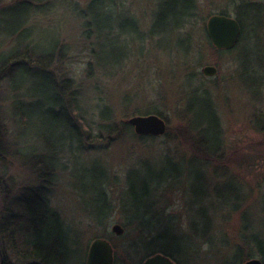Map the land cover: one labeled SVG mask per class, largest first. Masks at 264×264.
Instances as JSON below:
<instances>
[{
  "label": "rangeland",
  "instance_id": "obj_1",
  "mask_svg": "<svg viewBox=\"0 0 264 264\" xmlns=\"http://www.w3.org/2000/svg\"><path fill=\"white\" fill-rule=\"evenodd\" d=\"M18 1L8 0L0 6V11L12 6L0 13V33L13 31L28 16L27 26L32 27L37 41L38 57L44 55L47 62L58 45L68 52L60 65L55 54L50 70L33 68L25 60L19 70L7 71L16 85L25 83L31 94L40 95V103L46 107L41 113V121L46 123V127L41 126L44 133L55 125L56 130L66 126L61 115L55 117L49 111L58 98L56 92L63 95L56 89L53 71L60 82L65 79V71L73 78L91 123L101 122L99 114L105 106L111 108L115 123L154 108L167 123L162 137L143 140L133 127V133L124 131L110 143L86 142L82 152L74 148L60 154L49 199L53 209L60 212L75 246L73 264H87L90 246L97 239L112 244L115 264H142L152 250L146 245L151 234L145 233L140 224L164 228V236L172 241L191 244L193 240L183 264H226L244 238L254 241L258 237L264 242V98L255 100L241 78L247 53L254 54L255 59L264 52V16L258 24L254 15H245V44L237 50L219 51L209 39L207 22L223 12L237 18V3L243 0H199L196 20L180 33L181 37L190 33L188 54L187 45L176 47L178 36L172 40L166 36L157 43L154 39L135 41L123 65L103 68L93 62L92 43L84 39L82 22L73 13L72 4L85 8L89 0H49L27 10L25 5H16ZM118 1L136 18L143 32L151 30L160 0ZM246 1L264 7V0ZM130 44L129 38L118 42L122 49ZM16 45L14 38L0 36V54L13 47L25 51L26 42ZM4 65L1 57L0 68ZM207 66L217 69L216 76L203 73ZM10 78L0 81V110L13 145L16 127L10 108L16 95ZM253 84L257 89L258 84ZM198 87L209 91L216 104L225 143L223 154L207 158L208 162L194 156L196 133L190 128L186 111L188 100L207 95L192 91ZM66 134L71 137L72 130ZM28 161L9 157L8 177L14 178L17 188L39 187L38 173ZM213 185L225 188L210 208L204 195ZM2 203L3 197L0 207ZM205 209L213 211V242L187 239L192 234L190 225L203 229L208 223ZM116 225L124 230L120 236L113 231ZM253 253L254 258L261 259L256 248Z\"/></svg>",
  "mask_w": 264,
  "mask_h": 264
},
{
  "label": "trees",
  "instance_id": "obj_2",
  "mask_svg": "<svg viewBox=\"0 0 264 264\" xmlns=\"http://www.w3.org/2000/svg\"><path fill=\"white\" fill-rule=\"evenodd\" d=\"M6 1L8 0H0V6ZM46 1L49 0H19L16 5H25V9L27 10L34 5L40 7ZM198 3L199 0H160L157 12L153 18L151 30L147 33L141 30L136 18L130 16L123 7V4L118 0H89L85 8H82L79 4L72 5L73 13L82 22L84 39L92 43L91 53L93 62L95 61L96 64L103 68H111L115 65L121 66L129 59L130 53L134 50L132 46L135 45V41L144 43L146 40L154 39L157 43L158 40L160 41L166 36L171 37V40L175 36H178L176 47L180 49L182 46L187 45L186 54H188L192 46L190 33L186 37H181L180 33L188 29L196 20ZM237 6V19L242 25L243 35L240 43L235 47L236 50L245 44L246 28L245 24H243L245 15L255 16V13H257L255 9L258 4L243 0L242 2H238ZM10 9H12V6L4 8V11L1 10L0 13L8 12ZM221 15L228 14L223 12ZM126 16H129V18H126ZM29 21L30 19L27 16L13 31L0 33V36L14 38L17 43L16 47L18 44L26 42L24 52H19V50L17 51L18 48L13 47L9 51L0 54V58L4 57L5 61V65L0 68V81L6 79L7 76L11 77L10 79L13 83L11 85L12 91L16 95L12 98L13 103L10 108L13 110V125L16 127L13 145L7 137L8 133L1 119V117L4 118L5 116L0 110V169L2 168V171H0V186L5 203L13 206L12 210L7 208V220L24 222L31 219L33 235L35 236L33 251L38 258L55 262L57 261L59 251H62V255L64 254L67 257V244L70 240L69 230L65 225V244H63L57 217L54 215L56 213L52 209H49V207H44L48 204V200L45 194L46 190L42 193L41 187L45 186L48 189L55 183L56 175L54 173L60 154L65 149L72 151L74 148L77 149V152H82L83 145L86 142L110 143L124 131L133 133V127L127 121L112 122V110L107 106L103 107L99 114L101 122L96 123V120L91 123V121L87 120V113L79 101V97L81 96L80 91L76 87L73 78L69 77L67 71H65V79H63V82H60L57 73L53 71L56 77V81H54L56 89L57 91L61 90L63 95L56 92L58 98L55 99L56 102L49 108V111L55 117L61 115L65 120L66 126L63 130L62 128L56 130L55 125V127L49 128V132L47 129V133H44L45 130L42 128L46 127V123L45 121H41V113L46 107L43 103H40L42 101L40 95L31 94L25 83L16 85L14 77L10 74L7 75V71L12 69L19 70L21 68L19 66L20 62L25 60L33 68L38 67L50 70L54 55L57 54V65H60V59H63V57L66 59L68 52L66 47L60 49V45H58L56 52L47 57L48 63L44 61V55L41 58L38 57V53L36 52L37 41H34L36 39L34 38L32 27L27 26ZM122 38H125L127 41L129 38L133 44H130L129 48L122 49L118 45V42ZM253 55L247 53L245 56V63L241 65V78L253 98L262 101L264 95H260V91L261 89L262 91L264 90V79H262L264 77V52H260V55L255 59ZM254 75L259 79L257 82L254 80ZM253 83L258 84L257 89L254 88ZM20 91L24 95H20ZM192 91L196 94H207L198 95L188 100L186 111L187 115H190L188 122L190 128L196 133V139L193 141L196 151L194 156L208 162L207 158L215 159L217 156H221L225 149L221 119L209 91L204 90L202 87H198ZM37 103L39 105L35 106ZM34 108H38L35 110V113L32 112ZM143 114H155L163 117V114L157 108H154L153 111L135 113L134 115ZM35 120L40 121L35 122ZM93 125H96V128H93ZM64 130L66 131L64 132ZM68 130H72L71 137H68L66 134ZM139 137L143 140L158 138L152 136ZM41 150H43V153L40 155L39 151ZM10 156L21 160L23 163H27L28 160L33 162V167L38 173L39 187H16L14 178L8 177L7 162ZM223 188L225 187L221 185L208 186V191L204 196L208 200L210 208L216 204L214 200L221 196L220 192ZM10 189H15V192H10ZM205 211L208 223L204 224L203 229H200L196 224L190 225L189 232L192 234L187 239L195 237L204 243L213 242L214 236L211 235L213 233V211L209 209H205ZM13 216L15 217L12 218ZM140 227L145 233L151 234L150 239L146 243L152 250L150 252L151 255L156 253L164 254L172 258L177 264H183L182 260L186 261V258L183 256L186 255L187 248H192L194 245L193 240L191 244L178 239L172 241L171 238L164 236L166 235L165 232H162L164 228L160 229V231L151 226L140 224ZM179 230L182 231V229ZM243 242L242 246L236 248L233 257L231 260H227L226 264H244L246 261L254 258L253 252H255V248L264 263V242L262 239L255 237V240L252 241L244 238ZM185 247L186 249H184Z\"/></svg>",
  "mask_w": 264,
  "mask_h": 264
},
{
  "label": "water",
  "instance_id": "obj_3",
  "mask_svg": "<svg viewBox=\"0 0 264 264\" xmlns=\"http://www.w3.org/2000/svg\"><path fill=\"white\" fill-rule=\"evenodd\" d=\"M208 35L214 46L220 50H231L239 42L241 36L240 23L234 17L225 15H213L207 22ZM203 73L208 77L216 76L217 69L207 66ZM134 127L139 136H164L167 131L166 121L159 115H138L127 121ZM113 231L117 235H122L124 230L120 225H116ZM114 248L110 242L104 239L93 241L90 246L87 264H114ZM143 264H177L172 258L156 253L148 257ZM244 264H264L258 258L251 259Z\"/></svg>",
  "mask_w": 264,
  "mask_h": 264
},
{
  "label": "flooded vegetation",
  "instance_id": "obj_4",
  "mask_svg": "<svg viewBox=\"0 0 264 264\" xmlns=\"http://www.w3.org/2000/svg\"><path fill=\"white\" fill-rule=\"evenodd\" d=\"M255 4H258V6L255 9V11H257V13H255V18L259 24V21L262 19V16H264V7L263 5L259 3H255ZM240 26H241V36H240V40L238 44L240 43L242 35H243L242 33L243 28H242L241 23H240ZM57 169H59L58 163H57V167L55 168V171ZM54 174L56 175V173ZM53 185H51V187ZM51 187H49L48 189H46L45 186L41 187L42 191L41 189L40 191L43 193V191L46 190L45 194L47 195V200H48L47 205L48 206L46 205L44 207L46 208L49 207V209H52L56 213L54 215H56L57 217L58 227L62 235L63 244H65L64 238L66 234L65 233L66 227H65L64 221L61 218L60 212L58 213L57 211H55L51 205V202L49 199V195H51ZM0 189H1V192H0V200H1L2 198L1 186H0ZM9 191L15 192V189L14 190L10 189ZM3 201H4V198H3ZM12 207H13L12 205H7L5 201L4 203L1 204V207H0V264H73L72 262L75 259L76 251H75V246L71 242V240H69L67 244V250H68L67 257H65L64 254L62 255L63 253L62 251H59L57 261L55 262L46 261L41 258H38L36 256V253L33 251L34 249L33 242L35 240V236L33 235V230H32V220L31 219L25 220L24 222L15 221V220L8 221L7 220L8 214L6 213V211H7V208L12 210ZM14 217L15 216H13L12 218ZM69 239H70V233H69ZM66 260L68 261L66 262Z\"/></svg>",
  "mask_w": 264,
  "mask_h": 264
}]
</instances>
